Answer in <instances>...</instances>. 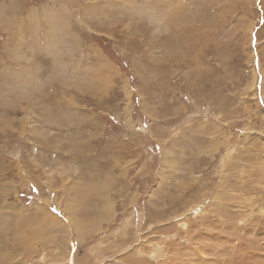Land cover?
<instances>
[{"label": "rangeland", "instance_id": "374dc122", "mask_svg": "<svg viewBox=\"0 0 264 264\" xmlns=\"http://www.w3.org/2000/svg\"><path fill=\"white\" fill-rule=\"evenodd\" d=\"M0 264H264V0H0Z\"/></svg>", "mask_w": 264, "mask_h": 264}, {"label": "snow or ice", "instance_id": "6c2138e0", "mask_svg": "<svg viewBox=\"0 0 264 264\" xmlns=\"http://www.w3.org/2000/svg\"><path fill=\"white\" fill-rule=\"evenodd\" d=\"M52 211H53V212H55L56 210H55V209H53Z\"/></svg>", "mask_w": 264, "mask_h": 264}]
</instances>
